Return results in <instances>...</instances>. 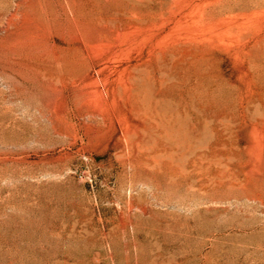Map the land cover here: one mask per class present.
<instances>
[{"label":"rangeland","instance_id":"rangeland-1","mask_svg":"<svg viewBox=\"0 0 264 264\" xmlns=\"http://www.w3.org/2000/svg\"><path fill=\"white\" fill-rule=\"evenodd\" d=\"M0 264H264V0H0Z\"/></svg>","mask_w":264,"mask_h":264}]
</instances>
